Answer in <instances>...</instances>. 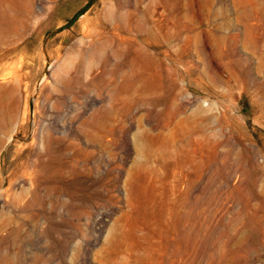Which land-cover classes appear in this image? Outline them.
<instances>
[{"label":"rangeland","instance_id":"374dc122","mask_svg":"<svg viewBox=\"0 0 264 264\" xmlns=\"http://www.w3.org/2000/svg\"><path fill=\"white\" fill-rule=\"evenodd\" d=\"M165 1L32 0L0 42V264H264V0Z\"/></svg>","mask_w":264,"mask_h":264},{"label":"bare ground","instance_id":"6f19581e","mask_svg":"<svg viewBox=\"0 0 264 264\" xmlns=\"http://www.w3.org/2000/svg\"><path fill=\"white\" fill-rule=\"evenodd\" d=\"M172 2L173 5V9L175 12H177V7H178V0H169ZM159 3L161 5H166L168 4L167 1L165 0H159ZM140 4V3H139ZM46 9V5L43 3H38L36 6H33L32 4V0H0V42L2 43L3 40H5L6 36L9 35L10 32L13 33V31H20L23 30L26 26H27V21L28 18L30 17V15L38 18L41 14H43L44 10ZM140 12V8L135 5L133 7V9L131 10V13L128 14V18L130 19V26L134 27V28H138L144 27V23H143V19L136 15V13ZM112 13V12H111ZM135 14V15H134ZM114 15V13L112 14ZM92 22V21H91ZM251 24V23H249ZM252 24H255L254 22ZM251 24V25H252ZM256 25V24H255ZM129 27V26H128ZM256 27L257 26H250L248 25V27L246 26V30L249 31V39L250 40H254L256 39L255 36V31H256ZM258 28V27H257ZM258 30V29H257ZM87 31V30H86ZM17 34V33H16ZM20 34V32H19ZM17 34V35H19ZM247 34V35H248ZM11 35V33H10ZM86 36V35H85ZM89 36V35H88ZM9 37V36H8ZM120 37V36H119ZM120 41H126V37H120L119 38ZM106 41V40H105ZM121 46V45H120ZM141 46H138L137 48H132V54L129 57V63L132 64L135 61V56H140L143 53V49L140 48ZM108 48V47H107ZM122 48V47H121ZM127 48V47H126ZM125 48V49H126ZM83 56V55H82ZM85 56V55H84ZM82 59V58H81ZM83 60V59H82ZM85 62V61H84ZM82 63V62H81ZM126 64V62H125ZM87 66V64H86ZM65 68V67H64ZM80 69V68H79ZM125 69V68H123ZM122 70V68H121ZM109 71V70H108ZM123 72V71H122ZM11 73V72H10ZM119 73V72H118ZM121 73V72H120ZM9 74V73H8ZM77 74V73H76ZM109 74V73H108ZM17 77V76H16ZM15 77V78H16ZM100 78V77H99ZM3 81L0 82V110L9 107V106H13V99L15 100V93L18 91L17 87L15 84L10 83L9 81H5V77L2 76ZM17 79V78H16ZM67 79V78H66ZM108 79V78H106ZM133 79H139L142 80V82L145 81V83H148V80L146 79V77L141 73V72H137L134 67H131L129 73H127L126 75V81L128 83H130L128 80H133ZM110 80V79H109ZM14 81V80H13ZM64 81V80H63ZM9 82V83H8ZM17 82V81H16ZM79 82V77L78 75H75L74 78H71L70 80H68L67 85L69 86H73L75 83ZM95 82L94 80L92 81V83ZM108 83V82H107ZM150 83V82H149ZM17 84V83H16ZM65 84V83H64ZM89 84V83H88ZM98 84V83H97ZM19 85V84H17ZM77 85V84H76ZM91 85V84H90ZM89 85V86H90ZM148 85V84H147ZM88 86V85H87ZM97 86V85H96ZM76 87V86H75ZM100 87V86H99ZM125 87V86H124ZM67 88V87H66ZM97 88V87H96ZM127 88V87H126ZM74 89V88H73ZM17 90V91H16ZM118 90V88H117ZM17 95V94H16ZM123 98V96H122ZM93 99V98H92ZM115 102V101H114ZM160 98H156L152 100L153 104H159ZM126 103V102H125ZM20 104V103H19ZM18 104V105H19ZM126 108V107H125ZM169 108V107H168ZM170 109V108H169ZM114 112V111H113ZM177 112V111H175ZM175 112H171L168 111L167 114L169 115L167 117V120H165L164 118H162V113L158 114V117L161 120H164V123L162 124L161 128L165 127L166 124L170 123V118L176 116ZM13 114V113H12ZM24 116V115H23ZM71 117V116H69ZM93 117V116H92ZM103 117V118H102ZM113 117V113L112 111H109L108 113H106L104 116H97L96 114L94 115V120L91 123V127L90 130L88 131V137L90 139H94V135H93V129L96 130L97 134L98 132H100L102 129H107L109 128V120ZM102 118V119H101ZM102 120V121H101ZM83 122V121H82ZM82 124V123H81ZM80 124V125H81ZM84 124V123H83ZM82 124V125H83ZM44 125V124H43ZM86 125V124H85ZM34 127V126H33ZM52 127V126H51ZM42 128V127H41ZM44 129V128H43ZM48 129V128H47ZM55 129V128H54ZM51 130V129H50ZM53 130V129H52ZM48 132V131H47ZM58 133V132H57ZM82 133V132H81ZM157 137L160 136V133L158 132ZM98 137V136H97ZM36 139V138H35ZM33 140V139H32ZM31 140V141H32ZM70 140V139H69ZM68 140V141H69ZM97 142V141H96ZM32 143V142H31ZM71 144V143H70ZM35 145V144H34ZM45 145V144H44ZM23 147V146H22ZM48 147V146H47ZM76 148V147H75ZM21 149V148H20ZM81 151V150H80ZM83 151V150H82ZM81 151V152H82ZM50 152V148L48 147V150H46V153ZM76 152V151H74ZM73 154V153H72ZM75 154V153H74ZM46 165V164H45ZM55 170V169H54ZM175 216L177 214H174ZM176 219L174 218L173 220V229L177 228V224H176ZM171 234V233H170ZM174 236H172L171 241L173 242V251L176 250V233H173Z\"/></svg>","mask_w":264,"mask_h":264}]
</instances>
